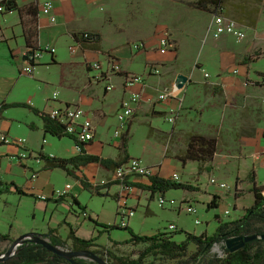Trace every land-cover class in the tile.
<instances>
[{"label":"crops","instance_id":"obj_1","mask_svg":"<svg viewBox=\"0 0 264 264\" xmlns=\"http://www.w3.org/2000/svg\"><path fill=\"white\" fill-rule=\"evenodd\" d=\"M32 1L34 0H15L19 6L26 5ZM37 1L39 4V46L43 47L48 44L55 47L56 51L54 54L46 53L41 63L34 68L33 74L23 73L22 67L26 63L25 54L27 53V48L18 12L11 11L0 14V35L5 37L0 42L6 45L9 51L7 55L16 64L15 72L12 75H0V101L7 103H27L46 113L51 108L61 105L81 106L96 127L94 140L85 146V151L88 154L111 159H117L122 156V151L120 150L122 136H116L114 130L118 123L116 117L117 110L122 100L128 97V92L124 87V75L126 74L142 76L144 83L143 86H136L134 88L138 89L143 87L144 89L143 98L135 107V115L128 127V143L133 137V129L136 124L149 126L147 141L151 142L152 138H156L162 147L161 151H165L164 159H167V156H173L177 162H181L177 156L185 150L189 138L185 134V129H188V120L185 122L186 128L183 126H175L169 132L162 129V127L154 126L152 124L153 120L163 116H170L172 110L179 120H186L188 115L192 113H198L200 115L207 113L209 118L210 115L217 114L220 110V104L216 102L218 93L216 95L214 91L226 88L234 89V95H237L244 88L242 83H244L245 87L248 86L246 82L242 81L243 79L232 76L230 72L234 67L235 58L245 49H249V45H244L240 49H231V46L228 50L215 51L210 54V62L214 66V69L208 68L200 60H195L193 61L194 63L192 62V69L180 65L181 41L184 38H192L196 33H202L203 28L204 33H207V29L212 20L213 13L211 12L207 14L208 16H202L204 14H185L182 13L184 8L176 7L173 9V12L171 11L173 16L169 19L170 22L168 24L161 26L156 24L154 28L151 27V29H154V34L148 35L147 37L141 36V39L127 42V47L122 49L119 45L106 47L104 45V39L106 37L102 34L101 29L96 23L92 22L90 24L92 27H84L82 20L79 19V22H77V12L73 8L72 10L65 9L63 0H53L55 7L51 15H45L40 12L41 4L45 0ZM238 6L237 8L242 12V8ZM223 9L225 10V6H223ZM11 13L17 14L16 22L12 24L4 23L2 20L4 16ZM235 14L229 11L227 18L238 25L241 30L243 29L244 31L245 29L246 31H250L258 29L259 22L256 23L257 25L255 27L252 26V23L256 20L255 18L250 21L248 18L244 19L240 17L246 15L245 13H241L240 16H236ZM96 21L97 19L95 18ZM166 28L171 29V35L170 33L169 35L173 41V48H170L167 53L162 54L159 51L157 43ZM8 29L11 30L9 32L12 34L11 36H7ZM140 29L137 27L129 28V30L136 32L138 36L145 33V31ZM82 30L92 31L100 35L101 40L99 45L101 51L81 48L74 39L73 33ZM13 32H17V40H21L20 45H18V41L14 38ZM224 35L217 39H223V37L229 39L230 36ZM149 36L155 39V43L152 44L148 41ZM61 41L63 45H66V48L63 50H61L63 45L60 46V49L58 47ZM138 42L143 43L144 48L142 51L135 52L132 49V44ZM70 47H74L76 51L71 52ZM140 53L144 54L143 60L147 65L143 66L142 71L132 70L130 62L133 57ZM107 56H110L109 60ZM248 59L246 61L249 62ZM112 60L120 63L122 72L118 74L110 73L107 77L104 75L103 77L106 78L104 80H102L101 71L88 65L90 62L97 61L102 64L104 69L107 63ZM196 61H198L199 65H194ZM153 64H158L161 67L160 76L151 74L149 69ZM49 67H56L58 70L54 81L50 78ZM238 67L239 73L242 76L247 75V64H239ZM205 73L208 76H205ZM179 74L188 76V85L185 84V87L180 88L175 96L167 100H158V93L161 90L159 87L175 84ZM24 77H26L27 82L21 80ZM106 82L113 84L111 90H105ZM43 83L48 86V89L46 92L37 96L36 87H41ZM51 88L53 89L51 90ZM183 88H185L184 92H182ZM189 89H193L197 93L193 97H190L187 102L185 91ZM54 94H57L56 99H53ZM10 109H22L20 110L22 116L12 114L11 111L13 110ZM208 118L205 121L207 124L211 123ZM178 119L175 122L176 124ZM190 124L193 125V121ZM211 124L214 125L215 123L212 122ZM17 125L21 127L20 131L14 129ZM180 133H183V136ZM0 134H5L16 141L24 140L23 143L17 142L16 144H3L0 146V184L14 182L25 193H18L14 188L7 191L8 193H0V234L9 235L12 240L5 242L12 243L28 232L48 234L51 229L54 230L53 235L66 240L70 232V227H73L76 230V235L81 237L79 230L82 224L80 223L78 205L73 203V197L79 200L77 195L84 188L74 178L75 182L73 184L68 182L69 175L63 170H61L63 171L61 172V177L63 178V175L65 176L66 184L63 188H56L54 181L57 168L47 170L42 167L44 162L34 157L40 152L63 158L74 156L77 154L74 139L69 136L56 137L47 133L44 129L43 120L26 107L8 108L0 114ZM206 135L215 136L212 132ZM180 136L182 139H178ZM177 139L184 143L180 149L181 152L173 148L177 143ZM24 148L30 151L32 156L29 159L19 162V154ZM173 150L174 152L172 153ZM220 154L218 140V150L215 157L208 163L214 164ZM133 157L135 156L130 155V158ZM135 158H139L144 165L153 168V173H157L161 177L165 176L159 173L156 162L146 163L142 155H136ZM4 162L5 166H3ZM13 163L18 166L19 171L23 170L26 179H17L12 176L11 167ZM81 170L93 184L117 180L115 170L105 169L99 164H88L82 167ZM173 173L177 172L174 171ZM32 174H36L37 176L34 180L31 178ZM171 175L167 178H171ZM129 181L145 185L150 183L146 177L129 178ZM67 184L70 185V188L67 189V194L63 196V200H58L59 196L54 194L55 190L65 189ZM104 190L108 194L114 195L118 200L119 215L122 208L128 206L131 200L139 203L143 193L147 191L136 187H124L121 184H112L108 189ZM185 191L187 192L188 190ZM40 194L46 196L47 199H39L38 195ZM78 202L81 205L80 201ZM87 214L88 218H94L92 212H87ZM23 216L27 218L26 223L22 221ZM96 221L100 224H107L99 217L96 218ZM64 233H66L65 236L63 235ZM70 244L68 243V248Z\"/></svg>","mask_w":264,"mask_h":264},{"label":"rangeland","instance_id":"obj_2","mask_svg":"<svg viewBox=\"0 0 264 264\" xmlns=\"http://www.w3.org/2000/svg\"><path fill=\"white\" fill-rule=\"evenodd\" d=\"M193 1L194 0H63L62 2L66 10H72L73 8V10L77 12V22H79V19L82 20L84 27L89 28L92 27L90 25L92 22L96 23L101 29L102 34L106 37L104 39V45L106 47L119 45L120 48L125 49V47H127V42L141 39V36L147 37L148 35L154 34V29H151V27L154 28L156 24H158V26L168 24L170 22L169 19L173 16V9L176 7L184 8L182 13L185 14H204L202 16H208L207 14L211 11H203L196 8L193 5ZM237 5L242 8V12L239 11ZM224 6L225 10H222V14L226 18L229 11L233 14L236 13V16L245 13L246 15L240 17L244 19L248 18L250 21L255 18L256 20L252 23V26L255 27L257 25L256 23L259 22V26H257L258 29L250 31L244 29L246 37L238 40L230 34H225L226 36H230L229 39H225L224 37L223 39H215L208 31L204 33L203 28L202 33H196L192 38H184L181 41L179 63L182 67H189V69H192L193 61L200 60L206 64L208 68L214 69V66L211 65L210 62V54L215 51L228 50L231 46V49H240L244 45H249V49H245L235 58L234 67L230 72L232 76L243 79L242 81L246 82L248 86L245 87L244 83H242L244 88L240 91L241 93L239 92L240 94L237 95H234V89L226 88L214 91L216 95L218 93L216 102L220 104V110L217 114L210 115L209 118L207 113L202 115L192 113L188 115L186 120H179L177 115L174 122L168 121L169 116H163L153 120L152 124L154 126L162 127V129L167 132L171 131L175 126H183L186 128L185 122L188 120V129H185L186 136H189L193 132L204 134L212 132L215 134L219 140V150L221 154L217 157L214 164L208 162L204 163L201 172L199 171V163L196 161H188L186 164H182L179 161L177 162L173 156H167V159H164L165 151H161L162 147L159 145L157 139L152 138L151 142L147 141L149 126L140 124L135 125L133 137L129 141L127 147L130 155L135 157L136 155H142L146 163L156 162L159 173L162 176L165 175L163 177L167 178L176 171L179 173V180L191 183L197 187L187 192L185 189L172 188L163 194L156 192L153 198L150 197L151 193L146 191L143 193L139 203H135L131 200L128 206L135 209V214L129 219V227L136 234L153 235L158 232L173 233V239L177 242L185 240V232L196 235L205 232L207 235H212L220 222L238 219L244 214L246 208L254 203V194L251 192L253 182L250 180V173L253 170L256 184H264V0H226ZM95 18L97 19L96 22ZM2 20L4 23L12 24L16 22L17 14H6ZM130 27L141 28L140 30L145 31V33L138 36L136 32L129 30ZM236 27L240 28L238 25H236ZM166 30L164 32L170 33L171 31L170 28H166ZM10 31L11 30L8 29L7 36L12 35L9 33ZM164 32L162 33L164 34ZM13 34L14 38L17 40V32H13ZM3 39H5V37L0 35V41ZM148 41L152 44L155 43V39L150 36ZM20 44L21 40L18 41V45ZM62 45L63 42L61 41L58 46L59 49ZM64 48H66V45H63L61 50ZM16 49L18 48L16 47ZM8 52L6 45L0 42V75L2 76H10L15 72L16 64L11 60V57L7 55ZM109 57L110 56H107L108 60ZM143 57L144 54L140 53L132 58L130 62L132 70L142 71L143 66L147 65ZM246 57H249V62L246 61ZM239 64L248 65L247 75L242 76L239 73ZM194 65H199L198 61H196ZM48 71L50 78L54 81L58 73L57 68L49 67ZM206 75L208 76L207 73H205V76ZM21 80L27 82L26 77ZM185 84L188 85V82ZM159 88L164 90L165 86H160ZM47 89L48 86L45 83H43L41 87L37 86V96L46 92ZM52 89L53 88H51V90ZM184 90L185 88H183L182 92H184ZM182 92L181 94H183ZM185 92L187 95V102L190 97H193V95L197 93L193 89L186 90ZM10 110H13L11 111L12 114L22 116V112H20L22 109ZM207 118L211 123L213 122L215 124H207L205 122ZM177 119L178 122L176 124L175 122ZM192 121L193 125L190 124ZM14 129L20 131L21 127L17 125ZM180 135L183 136V133H180ZM181 136L178 137V139H182ZM178 139L173 148L180 151L184 143ZM173 152L174 150L172 153ZM18 159L19 162L22 161L20 158ZM42 161L43 160H41V162ZM3 166H5V162ZM33 166L35 167L34 163ZM42 167H44V163ZM11 169L13 177L17 179H26L23 170L19 171L18 166L14 163ZM55 172L56 177L54 183L56 184V188H63L66 184L65 176L63 175V178L61 177V172L63 171L57 168ZM66 177L68 176L66 175ZM211 178L216 179L218 183H225L228 187L220 188L216 184H212L210 182ZM68 182L73 184L75 181L73 177L69 176ZM4 193L8 192H3L1 194ZM214 195L219 196V205L209 208L208 204L211 202ZM77 196L81 206L86 208V212H92L93 219H95V221H92L85 218L82 215L81 208L78 207L80 223L82 224L80 226L79 235L83 238L96 237V243L99 244V246H93L89 250L99 255L102 259L107 261L108 264H114V259L111 257V254L136 258L145 250L148 245L146 243H141L139 245L125 243V241L129 239L130 234L128 230L122 227L110 229L109 232L105 231L103 225H119L120 223V215L118 214L119 204L114 195L108 194L104 189L100 190V194L82 189ZM163 196L168 201L175 200L173 206L170 204L160 206L159 198ZM189 204L197 207V215L178 209L179 205L181 207H186ZM225 209H228L230 213L225 214ZM98 217L103 219L107 224L100 225V223L96 221ZM196 218H199L201 223L196 224ZM22 221L26 223L27 218L23 216ZM170 224H175L177 230H170ZM66 233L63 235L65 236ZM114 241L121 244H112ZM68 243L71 242L69 241ZM11 244L12 243L5 241L0 242V253H5ZM18 248H20V246ZM196 251V245L191 243L188 246L186 256L181 258V260L179 258L168 259L161 255L150 254L145 258L143 264H179L187 260L192 261L191 257ZM223 255L221 246L215 245L211 249L209 255L199 264H205L207 260ZM76 259L81 260L84 264L94 262V260L89 257H80ZM60 264L72 263L68 261V263ZM188 264H194V262Z\"/></svg>","mask_w":264,"mask_h":264},{"label":"trees","instance_id":"obj_3","mask_svg":"<svg viewBox=\"0 0 264 264\" xmlns=\"http://www.w3.org/2000/svg\"><path fill=\"white\" fill-rule=\"evenodd\" d=\"M5 3L6 2H2ZM225 0H194L193 5L204 11H211V13H218L223 10ZM38 1L34 0L26 5L19 6L15 0H9V4H6V12L17 11L20 24L22 27L23 37L25 39V45L27 52L39 49V28H38ZM85 30L76 31L73 33L74 39L80 44L82 49H95L101 51L100 48V35L98 33L87 31L88 36H85ZM247 57L246 59H248ZM12 107H26L30 109L35 115L43 120L44 129L47 133H50L56 137L72 136L65 133V126L52 118L48 113L39 110L38 108L27 103H7L0 101V114ZM130 124V123H129ZM129 127V125H128ZM120 150L122 156L117 159L104 158L101 156L88 154L85 148H82L80 152H77L74 156L63 158L57 156H51L49 154L38 153L37 156L40 160L44 161V168L47 170L61 169L66 172L67 175L76 179L81 186L89 190L92 193L100 194V190L108 189L112 184H121L124 187H136L142 190L149 191L150 197L153 198L156 192L164 193L169 189H185L194 190L197 187L191 183L174 181L170 178H164L157 173L147 176L149 184H141L138 182H132L129 180H115L108 181L101 184H93L88 177L82 172L81 168L88 164H99L108 170H116L124 162H126L130 155L128 153V128L127 132L121 135ZM74 139V138H73ZM218 150V139L215 136L201 134L198 132L189 135L185 150L177 156V158L186 164L188 161H196L199 163V171L203 170V164L205 162L212 161ZM250 180L253 182L251 192L254 194V203L246 208L244 214L238 219L220 222L216 227L212 235H207L205 232L196 235L190 232H185V240L177 242L173 239V233H155L153 235H139L134 233L129 225L122 227L129 231L130 238L125 241L127 244L139 245L141 243L148 244L144 251H142L136 258L127 256H115L111 254L114 259V264H143L145 258L150 254L161 255L168 259H180L185 257L188 251L189 244L193 243L197 247V251L191 257L192 261L187 260L179 264H188L194 262L199 264L202 260L209 255L211 249L215 245H220L223 251V256L213 257L205 264H264V184L257 185L255 179L254 170L250 173ZM13 187L16 192L25 194L20 188H18L14 182L8 184H0V193L10 191ZM63 196L58 200H63ZM73 203L77 204L81 208L82 212H86V208L81 206L77 198L73 197ZM219 205V196L214 195L208 207H217ZM87 219L93 220L91 217ZM98 224L97 222H95ZM103 225V224H100ZM105 231L109 232L113 228H121L117 225H103ZM53 229L49 230L48 237L50 242L55 246H61L68 248L67 241L70 240L71 244L69 248L71 250H89L93 246H99L96 243L97 238H82L76 235V230L70 227V232L66 240L61 237L53 235ZM253 236L257 235L259 238L246 242L243 247L236 251H231L226 248V242L229 238L235 236ZM11 240L9 235L0 234V241ZM112 244L120 245L119 242H112ZM80 264H84L81 260H77ZM60 264L68 263V261L55 254L54 252L46 249L40 244L36 243H24L20 246L18 253L13 257L5 261H0V264ZM89 264H97L91 262Z\"/></svg>","mask_w":264,"mask_h":264},{"label":"built area","instance_id":"obj_4","mask_svg":"<svg viewBox=\"0 0 264 264\" xmlns=\"http://www.w3.org/2000/svg\"><path fill=\"white\" fill-rule=\"evenodd\" d=\"M6 2V4H9V0H0V14H3L6 12V4L2 2ZM54 2L53 0H45L40 7V12L45 15H51L54 10ZM55 20V18H53ZM207 31L210 33V35L213 38H219L223 34H230L233 35L236 39H244L246 37V33L241 30L240 28H237L236 25L230 21L228 18H226L222 11L218 13L212 14V20L211 23L207 29ZM85 36H88V32H85ZM80 45V44H79ZM158 46L160 53L164 54L167 53L168 50L173 48V41L171 40V37L169 33L164 32L162 36H160L158 40ZM144 48L143 43H134L132 44V49L134 51H139ZM55 47L51 45H45L43 47H40L39 49L33 50L31 52H27L25 54L26 63L22 67V72L25 74H33L34 68L39 65L46 53H55ZM71 52H75L76 49L74 47H70ZM89 66L93 67L96 70L101 71V77L102 80L106 79L103 77L104 75L109 76L110 73H121L122 68L120 66V63L116 60H112L107 63L106 67H104L99 62H90L88 64ZM150 72L151 74L159 75L161 73V67L158 66V64H153L150 66ZM143 78L142 76L134 75V74H126L124 75V87L125 90L128 92V97L126 99H123L118 110L116 113L117 117V126L114 130V134L116 136H121L124 134L128 128V125L130 121L133 119L135 115V107L141 102L143 98V87H140L138 89H134L136 86H143ZM113 88V84L111 82H106L105 90H111ZM180 88L177 87L176 83L171 86H166L164 90H160L158 93V100H167L173 96H175L179 92ZM57 98V94H54L53 99ZM48 114L62 123L65 126V133L72 136L75 141V149L76 152H80L82 148H85L86 145H88L90 142H92L95 138V131L96 127L92 120L87 116L86 111L84 108L78 105H61L58 107L51 108L48 111ZM173 110L171 111V115L169 116V121L174 122L176 119V115ZM24 140H13L9 138L5 134H0V145L2 144H10V143H23ZM32 154L30 151L23 149V151L19 154V158L21 160H26L31 157ZM35 159H38V156H34ZM150 174H153V168H150L146 165H144L139 158H129L126 162H124L120 167H118L115 170V176L119 180H129V178H138V177H146ZM36 174H32L31 178L34 180L36 178ZM171 180L179 181L180 176L178 173H173L171 175ZM210 182L212 184H216L220 188H227L228 186L225 183H218L216 179L211 178ZM70 188V185L67 184L65 189H57L55 190L54 194L62 197L67 194V189ZM163 194V193H161ZM58 197V198H59ZM39 199L46 200V196L40 194L38 195ZM175 203V200L168 201L163 197L159 198V204L160 206H164L165 204H170L173 206ZM179 210H184L187 213L197 215L198 209L196 206L189 204L186 207L178 206ZM225 214H229L230 211L228 209H225ZM135 214V209L133 207L124 206L120 213V226L124 227L128 225V221L130 217H132ZM82 215L87 218L88 214L87 212H82ZM196 224L201 223L199 218H196L195 220ZM170 230H177V226L175 224L169 225ZM218 246V245H216ZM218 248V247H216Z\"/></svg>","mask_w":264,"mask_h":264},{"label":"water","instance_id":"obj_5","mask_svg":"<svg viewBox=\"0 0 264 264\" xmlns=\"http://www.w3.org/2000/svg\"><path fill=\"white\" fill-rule=\"evenodd\" d=\"M187 80H188V77L186 75L179 74L177 76L175 83L178 88H182L185 86V83L187 82ZM257 238H259L257 235L235 236L227 240L226 248L231 251H236L240 249L241 247H243L246 242L255 240ZM30 242L42 245L46 249L65 258L67 261L71 262L72 264H80L79 262H77V259H76L80 257H89L92 260H94V262H96L97 264H108L107 261L102 259L99 255L92 252L91 250H71L65 247L55 246L50 242L48 234H41L37 232H28L26 234H23L19 238H17L15 241H13L5 253H0V261H5V260L12 258L15 254L18 253L19 246H21L24 243H30Z\"/></svg>","mask_w":264,"mask_h":264}]
</instances>
